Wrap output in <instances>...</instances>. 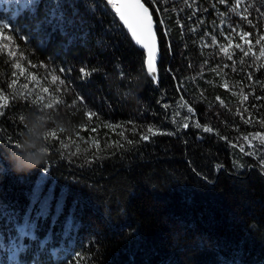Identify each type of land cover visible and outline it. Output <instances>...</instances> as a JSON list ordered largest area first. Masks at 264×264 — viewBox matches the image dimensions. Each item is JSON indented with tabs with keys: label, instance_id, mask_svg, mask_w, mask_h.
I'll return each instance as SVG.
<instances>
[{
	"label": "trees",
	"instance_id": "trees-1",
	"mask_svg": "<svg viewBox=\"0 0 264 264\" xmlns=\"http://www.w3.org/2000/svg\"><path fill=\"white\" fill-rule=\"evenodd\" d=\"M143 2L159 39L158 84L106 0H36V11L18 18L15 5L0 0V19L25 38L0 36V212H16L22 223L38 183L41 199L54 197L37 232L42 239L51 230V239L31 264H72L74 253L76 264H264V57H243L238 37L232 60L219 51L220 33L239 24L253 33L258 54L264 0H241L256 28L232 12L234 0ZM54 10L68 36L59 19L48 23ZM53 75L64 84H53ZM41 146L47 157L39 167L14 168ZM0 231L7 232L2 218Z\"/></svg>",
	"mask_w": 264,
	"mask_h": 264
},
{
	"label": "snow or ice",
	"instance_id": "snow-or-ice-1",
	"mask_svg": "<svg viewBox=\"0 0 264 264\" xmlns=\"http://www.w3.org/2000/svg\"><path fill=\"white\" fill-rule=\"evenodd\" d=\"M16 5H18L13 18H18L22 14H24L27 10L31 9L33 12L36 9L33 7L36 4V0H12ZM158 0H149V3L155 4ZM221 4L227 2V0H219ZM251 2V0H249ZM106 5L111 6L112 9L115 10V13L119 16V20L123 22V25L127 27L128 31L131 33L132 38L135 40V43L139 45L142 49L147 50V58H146V68L145 70L148 72L150 76L153 77L154 82L156 81V73L157 68L155 66L156 58L158 57L157 52V41L156 34L153 30V18L152 14L149 11V8L145 6L142 0H106ZM241 0H234V3L231 5V10L233 13L237 14L240 20L245 21L248 25L253 28H256V25L253 24L252 20L248 19L249 8L246 3L242 10H240ZM223 15V14H222ZM264 15V13H262ZM59 19L61 23L58 25L60 28L61 34L68 36L67 30L63 26V16L57 17V13L55 10L50 14L48 23L52 24L54 20ZM71 23V22H69ZM228 33L221 32L220 36L226 41V43L219 45V51L227 57L228 60L233 59V53L229 52V48L233 46V38L238 37L240 41L243 43H235L234 48L239 50L243 57H249L251 54L253 62L259 61L261 57H264V45H262V41H264V35L257 34L255 38V45H260L258 54L253 52V45L251 40L248 38L253 35L250 31H245L239 24H228ZM239 29V31H237ZM55 30V28L53 29ZM11 32L12 34L18 35L21 32V28L17 25L12 24V22L8 18L0 19V36L5 40H11V35L3 36L5 32ZM19 38L23 41L25 38L23 36H19ZM71 40V37H69ZM211 41L213 46H215L217 42V37L213 35L211 37ZM247 44L248 47L245 48L244 45ZM7 47V45H5ZM9 56H15V52H9ZM241 64H244V60L241 59L239 61ZM16 69H20L21 65L19 62L14 64ZM35 67V65H33ZM224 67H228L224 65ZM71 69H69L70 71ZM24 71L20 72V75L23 76ZM60 72H64L63 68L59 69ZM81 73H84V69H80ZM11 75L13 77L16 76V72H12ZM249 78H251V73H249ZM32 80H36V76H32ZM16 80H12V85L16 84ZM51 82L53 84L59 82V84L63 85L64 80L60 79V77L53 75L51 77ZM227 85L225 84V87ZM24 87L27 88L28 84L25 83ZM44 92H48V88L43 89ZM243 91V90H241ZM44 97H39V100H43ZM248 96H243V100H247ZM36 102L33 101V104ZM52 104H47V108H51ZM189 113L193 112V109L189 107ZM247 111V109H245ZM91 115V114H90ZM23 119V117H21ZM189 125L184 123L183 127L186 129ZM109 127H112L109 125ZM202 125L200 123L195 124V128L200 129ZM203 131L206 133H210L213 131L211 127L204 126ZM148 132L153 135L157 134L153 132L152 128L148 129ZM171 135L172 133H166ZM123 135V133H121ZM49 136L52 138L56 137V133L50 132ZM257 137L260 136L259 133L256 134ZM143 139H148L147 136H144ZM248 139V137H245ZM128 143H132V141H128ZM261 143L264 144V137H261ZM50 151V150H49ZM79 151V149H77ZM243 151V149H241ZM47 171V167L44 168ZM41 185L38 183L33 194L31 196V204L27 208L25 214L23 215L22 223L18 222L17 213L14 211H9L7 209L0 212V218H2L7 226V232L0 231V264H31L32 259H34L36 252H39L41 249H46L49 241L51 239L52 233L51 230L44 238L38 237V224L41 220H47L51 211V201L54 198L51 194L41 199ZM39 204L38 210H35V214L33 216L34 206ZM63 202L58 201L55 208V214L52 216V225H55L56 220L59 215L62 213ZM73 227L71 222V218H69L65 224V231L70 230ZM31 253V255H29ZM43 256V253H41ZM72 261V264H76V261L79 257L74 253L72 257L69 258ZM64 264H68V261H65Z\"/></svg>",
	"mask_w": 264,
	"mask_h": 264
},
{
	"label": "clouds",
	"instance_id": "clouds-1",
	"mask_svg": "<svg viewBox=\"0 0 264 264\" xmlns=\"http://www.w3.org/2000/svg\"><path fill=\"white\" fill-rule=\"evenodd\" d=\"M44 119L47 121V118H44ZM57 126L58 127L60 126L59 122L57 123ZM34 127H35L34 123L27 119L26 130L30 131ZM43 127L45 128V130L43 132H41V134H40L41 138L46 137L48 135L46 124ZM25 141H26V146L29 147V148H35L37 146L36 145V141L28 138L27 134H25ZM21 146L24 147L25 145H21ZM46 157H47V147L46 146H41V148L39 149V154L38 155L37 154H33L29 163H27V164H25L23 166H21L19 164H13V166H14V168L17 171L32 170V169H34L36 167H39L40 164H42L45 161Z\"/></svg>",
	"mask_w": 264,
	"mask_h": 264
},
{
	"label": "water",
	"instance_id": "water-1",
	"mask_svg": "<svg viewBox=\"0 0 264 264\" xmlns=\"http://www.w3.org/2000/svg\"><path fill=\"white\" fill-rule=\"evenodd\" d=\"M142 2H143V0H142ZM144 3V2H143ZM145 4V3H144ZM145 6L147 7V5L145 4ZM114 10V9H113ZM149 11H150V9H149ZM114 12H115V10H114ZM151 12V11H150ZM116 14V13H115ZM117 15V14H116ZM117 17L119 18V16L117 15ZM152 18H153V16H152ZM119 22H121L122 23V25H123V22L122 21H119ZM124 26V25H123ZM124 28L127 30V32H128V35H130L131 36V33L128 31V29H127V27L126 26H124ZM153 30H154V32H155V34H156V27H155V22L153 21ZM132 37V36H131ZM133 39V38H132ZM134 40V39H133ZM156 41H157V52H158V57L156 58V61H155V66H156V68H157V66H158V62H159V59L158 58H160V55H159V47H158V45H159V39H158V35L156 34ZM134 42H135V40H134ZM137 45V44H136ZM137 47H139V48H141L139 45H137ZM142 49V48H141ZM145 52H146V55H147V50L146 49H143ZM146 60V59H145ZM152 77V76H151ZM153 78V77H152ZM158 80V77H157V73H156V81ZM156 84H158V82H156ZM155 84V85H156Z\"/></svg>",
	"mask_w": 264,
	"mask_h": 264
},
{
	"label": "rangeland",
	"instance_id": "rangeland-1",
	"mask_svg": "<svg viewBox=\"0 0 264 264\" xmlns=\"http://www.w3.org/2000/svg\"><path fill=\"white\" fill-rule=\"evenodd\" d=\"M1 1L5 2V4H7V5L14 4L15 5V11H16L18 5H16L14 2H12V0H1Z\"/></svg>",
	"mask_w": 264,
	"mask_h": 264
}]
</instances>
